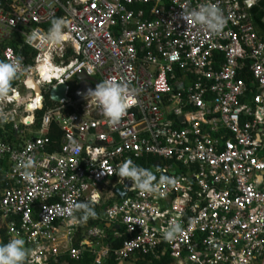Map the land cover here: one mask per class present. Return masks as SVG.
<instances>
[{
	"label": "built area",
	"instance_id": "2783aa9c",
	"mask_svg": "<svg viewBox=\"0 0 264 264\" xmlns=\"http://www.w3.org/2000/svg\"><path fill=\"white\" fill-rule=\"evenodd\" d=\"M258 1L210 0L227 20L216 34L182 18V8L187 13L209 0H0V61L21 58L20 76L33 77L46 91L69 84V98L48 109L22 145L0 135V165L9 166L0 192V235L6 230L26 240L27 264H50L61 253L82 257L81 246L63 251L54 245L66 210L76 215L81 201L99 203L101 185L128 159L143 161L137 165L156 175L158 187L142 193L119 179L127 197L105 211L127 233L114 250L119 261L141 255L171 256L177 264H264V34L252 14ZM56 17L69 22V38L52 46L44 25ZM19 36L20 50L31 48L36 56L7 45ZM81 72L86 86L78 80L72 89ZM108 79L136 93L137 104L116 126L94 98L74 97ZM186 83L192 85L185 97ZM12 87V98L0 102V111L10 114L6 123L20 112L1 107L19 101L21 87ZM169 98L177 104L172 109ZM31 105L41 110L44 96ZM168 109L185 120L174 125ZM24 121L33 128L35 119L25 115ZM52 123L63 131L58 149L49 136ZM29 158L31 177L22 175ZM161 174L175 183L159 184ZM169 224L182 228L170 241L162 236ZM103 235L99 227L89 230L94 239ZM90 250L94 264H104L111 252L107 246Z\"/></svg>",
	"mask_w": 264,
	"mask_h": 264
},
{
	"label": "clouds",
	"instance_id": "9594fccd",
	"mask_svg": "<svg viewBox=\"0 0 264 264\" xmlns=\"http://www.w3.org/2000/svg\"><path fill=\"white\" fill-rule=\"evenodd\" d=\"M182 18L187 22H195L196 24L202 25L216 34L222 32L227 23L222 9L218 4L211 3L210 0L208 3L198 8H193L187 13L182 8ZM68 23L64 18L52 19L51 27L45 37L46 42L52 46H56L67 40L69 33L65 32L64 28ZM22 71V59L19 57L11 62L0 61V102L12 98V94L15 92V89L12 87L13 82L19 78ZM44 90L46 89L43 88V94L38 93L36 96L42 95L45 97V94L48 93H45ZM135 95V89L131 88L128 83L108 79L98 83L95 89H89L86 98H94L100 107L101 114L111 125L116 126L128 114V109L137 104ZM9 115V113L0 111V122H8ZM32 167L33 161L29 158L23 163L25 171L22 175L31 177L33 173L29 169ZM157 171L161 170L157 169ZM116 175L120 177V180L132 181L133 187L139 189L142 193L154 192L158 187V184L155 183L157 180L156 175L150 169H145L135 164L131 159L122 162L118 166ZM164 183L173 184L175 180L174 178L161 174L159 184ZM93 200H95V197H93ZM74 208L83 214L77 217L74 211L66 210V223L70 226L75 227L84 224L89 218H95L96 216L94 204L82 202L76 204ZM181 232L182 228L179 224H169L168 227L162 229V236L165 240L170 241L176 238L177 234ZM29 255L30 250L25 247V240L22 238H12L7 244L0 243V264H27Z\"/></svg>",
	"mask_w": 264,
	"mask_h": 264
},
{
	"label": "trees",
	"instance_id": "16d2710c",
	"mask_svg": "<svg viewBox=\"0 0 264 264\" xmlns=\"http://www.w3.org/2000/svg\"><path fill=\"white\" fill-rule=\"evenodd\" d=\"M252 14H253L258 31L261 34H264V0H259V2L253 8ZM11 45L19 52H23L24 54L29 53L27 49L20 51L19 43L16 41L11 42ZM73 83H74V88H77L78 87L77 84L79 83V81L75 79ZM246 100L249 102L252 101V95L250 94ZM56 105L57 103L51 100L49 94H45L43 109L38 110L36 112V120L33 126L34 130H37L40 128L44 113L47 112L48 109L53 108ZM16 131L17 130L14 128L13 123H4L0 125V135L8 143L15 144V145L20 143L18 140H16ZM49 136L54 142H56L55 147L58 149L62 141L63 131L60 129V127L56 123H52L50 125ZM153 162H155V159H153ZM138 164L140 166L144 165L143 162H139ZM8 168L9 166L6 164V162L1 163L0 165V192L2 191L3 188L7 186L8 181L6 179V172ZM113 199L115 200H112L107 204L108 207L113 205L116 199L117 201H121L118 196H116ZM94 210L96 212L95 218H89L86 223L88 224L89 227L97 226L105 230L106 237L104 239L101 238L100 240H97L99 241L101 245L109 246L111 250L110 255L105 259L104 264H118L119 260L114 255V250L119 248L122 245L123 241L127 238V233L125 231V228L124 226H122L120 229H118L117 232H120V236L114 237L110 232H108L109 230H111V227L109 228L106 227V223L108 221L103 213V207L94 206ZM82 214L83 213L81 211H77L76 216L80 217L82 216ZM84 224H81L80 227H77L75 230V236L73 238V246L75 247L81 246V242L83 241V237H82L83 226L82 225ZM1 232H2L1 235H3V238L5 240H8L9 236H7L6 230H3ZM55 260L56 261L51 260L50 264H94L95 255L92 253V251L85 248L82 257L79 260L71 259L67 253H61ZM173 260L174 259L171 256L164 257L162 260L155 259L152 256H141L139 264H174Z\"/></svg>",
	"mask_w": 264,
	"mask_h": 264
},
{
	"label": "crops",
	"instance_id": "0c3cea01",
	"mask_svg": "<svg viewBox=\"0 0 264 264\" xmlns=\"http://www.w3.org/2000/svg\"><path fill=\"white\" fill-rule=\"evenodd\" d=\"M56 18H61V17H56ZM51 27V21L48 22L46 25H44V28L48 31L49 28ZM18 42L19 43V47H21L23 44H24V39L22 37H17L11 41H9L7 43V45H11V42ZM68 41H64V44H67ZM10 43V44H9ZM13 47V46H12ZM20 49V48H19ZM24 49H27L30 52L34 53L35 56L36 54L38 53L37 51H34L33 49L31 48H27V47H24L22 50ZM20 50V51H22ZM19 52V51H18ZM34 56V57H35ZM32 59L29 60V62H31ZM30 65H34L33 62L29 63ZM179 76L181 75L180 73L178 74ZM28 81H31L33 82V86L34 84L36 85L37 83L35 82L34 78L33 77H28L27 78V74H24V75H21L16 81L13 82V85L12 86H18V87H21L22 88V93H21V96L19 97V101L17 102H13L12 104H1V107H3L4 109H12L14 107H19V113L17 115H14L13 118L17 119L16 121H13L11 120V122H13V125H14V128L17 130L16 131V140H18L20 143L17 144V145H22L24 143V138L26 137L25 135V131H29V132H32L33 135L35 133L34 129L32 128V126L30 127H27L24 125V123H26L24 121V116L25 115H29L30 119H35L36 120V112L38 110H36L35 108L33 110H29L28 107L31 106V102L33 101V99L36 97V94H38L35 90H33V86L31 88L28 87L27 83ZM38 85V84H37ZM192 85L191 83H186L182 88H185V97L187 95V88ZM178 86V85H176ZM28 92V93H27ZM45 93H47L46 90H44ZM252 95V94H251ZM249 97V96H248ZM247 97V98H248ZM252 101H253V96H252ZM252 101H250V103H252ZM249 102V101H248ZM168 106L170 109H172L174 107V105L176 104L174 101H172L171 98L168 99ZM177 105V104H176ZM169 110V112L167 113L169 115V118L173 121V124L174 125H177L179 122L185 120V117L182 116L181 118H177L175 117L173 114H172V111ZM194 110V109H193ZM46 113V112H45ZM44 113V114H45ZM44 116V115H43ZM181 119V120H180ZM24 122V123H23ZM148 161H152V160H148ZM139 162H143V161H139ZM138 162V163H139ZM137 163V164H138ZM144 163V162H143ZM145 165V164H144ZM143 165V166H144ZM112 180V182H111ZM120 185L118 182H117V177L115 178H111L109 181H107L106 183H104L103 185H101L100 187V192H101V199L99 201V203L97 204H94L95 207H103V213L105 215V211H106V208L108 207V203L112 200H115L113 198H115L116 196H118L116 193H115V188ZM120 198V196H118ZM120 200L122 201V199L120 198ZM121 201H115V203H120ZM82 202H85V201H81L80 203ZM90 203V202H88ZM92 204V203H91ZM78 217V216H77ZM106 217V215H105ZM108 221V219H107ZM111 223V225H110ZM83 226V230H82V237H83V241L81 242V247L84 249V248H88V249H91L93 248L94 250L96 251H99L102 246H105V245H101L99 243V241L97 240H100V239H94V237H91L89 236V230L91 228H94V227H97V226H94V227H89L87 223H85ZM77 227H80V225L78 226H75L74 227V236H75V230ZM106 227H111V230H109L108 232H110L114 237H118L120 236V232H117L118 229H120L122 226L118 223V222H107L106 223ZM113 227V228H112ZM100 228V227H99ZM101 229V228H100ZM73 230L71 228V226H69L66 222L63 223V225L61 226L60 228V232L59 234L56 235L57 237V243H55L54 245H58L60 250H63V251H66L68 250L71 246H73V241H69L68 239V233L69 231ZM104 233L103 235V239L106 237V233H105V230L101 229ZM64 232V233H63ZM2 233V232H1ZM63 233V234H62ZM8 236V234H7ZM11 238L8 237V240H5L3 238V235H0V243H5L7 244L9 242ZM23 239V238H22ZM25 240V239H24ZM95 241V242H94ZM25 247L27 249H30V247L27 245L26 243V240H25ZM77 247V246H76ZM80 247V246H79ZM109 247V246H107ZM62 248V249H61ZM110 248V247H109ZM84 253V252H83ZM167 257V256H166ZM140 259H141V255H136L132 258H129L127 260H124V261H119L118 264H139L140 263ZM173 263L174 264H177V262L175 261V259L173 260Z\"/></svg>",
	"mask_w": 264,
	"mask_h": 264
},
{
	"label": "water",
	"instance_id": "95a60500",
	"mask_svg": "<svg viewBox=\"0 0 264 264\" xmlns=\"http://www.w3.org/2000/svg\"><path fill=\"white\" fill-rule=\"evenodd\" d=\"M75 48H76V50H78L77 44H75ZM76 79L80 81V86H81L80 88H83L86 86L87 77H86L84 72L78 73L76 75ZM68 86H69V84H67V83H58L55 87L49 88L47 93L49 94L51 100L57 103V102H60L61 99H68L69 98V96L67 95ZM32 89L35 90L37 93L43 94V89L41 87H39V85L36 88H32ZM87 93H88V91H83L82 89H79L78 91L75 92L74 97L76 99H80V98L86 96ZM114 191L118 196H120V198L122 200H124L127 197L128 191L125 190L122 185H118ZM110 225H111V223H110ZM3 244H5V243H3Z\"/></svg>",
	"mask_w": 264,
	"mask_h": 264
},
{
	"label": "rangeland",
	"instance_id": "374dc122",
	"mask_svg": "<svg viewBox=\"0 0 264 264\" xmlns=\"http://www.w3.org/2000/svg\"><path fill=\"white\" fill-rule=\"evenodd\" d=\"M70 86H71V88L73 89V87H74V83L73 82H70ZM18 90H19V92H23L22 91V88H18ZM28 93V92H27ZM34 109V106H31L30 107V110H33ZM13 121H16L17 119H15V118H13L12 119ZM25 135H26V137L24 138L25 140L27 139V138H29V137H31V136H33V133L32 132H29V131H25ZM119 179H120V177L119 176H117V182L119 183ZM111 182H112V180H111ZM64 233V232H63ZM62 233V234H63ZM12 238H15V237H11V239Z\"/></svg>",
	"mask_w": 264,
	"mask_h": 264
},
{
	"label": "bare ground",
	"instance_id": "6f19581e",
	"mask_svg": "<svg viewBox=\"0 0 264 264\" xmlns=\"http://www.w3.org/2000/svg\"><path fill=\"white\" fill-rule=\"evenodd\" d=\"M41 71H42L44 76L48 77L49 74H47V68L46 67L42 66ZM27 85L29 88H31L33 86V82L28 81ZM37 86H38L37 84L36 85L34 84L33 88H36ZM31 106H33V105H31ZM31 106L28 107L29 110H30Z\"/></svg>",
	"mask_w": 264,
	"mask_h": 264
}]
</instances>
